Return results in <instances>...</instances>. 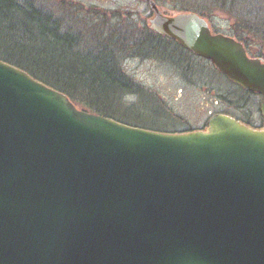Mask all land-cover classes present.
Instances as JSON below:
<instances>
[{"label": "water", "instance_id": "water-1", "mask_svg": "<svg viewBox=\"0 0 264 264\" xmlns=\"http://www.w3.org/2000/svg\"><path fill=\"white\" fill-rule=\"evenodd\" d=\"M149 28L263 96L264 62L195 12ZM0 264H264V123L161 132L0 59Z\"/></svg>", "mask_w": 264, "mask_h": 264}, {"label": "rangeland", "instance_id": "rangeland-1", "mask_svg": "<svg viewBox=\"0 0 264 264\" xmlns=\"http://www.w3.org/2000/svg\"><path fill=\"white\" fill-rule=\"evenodd\" d=\"M25 1L18 0L21 4ZM30 1L60 21L61 31L75 35L81 52L92 55L109 45L119 49L121 69L145 89L124 96V104L135 108L117 109L126 124L161 132L189 130L202 127L216 112L237 116L236 108L247 112L256 109L258 99L242 93L204 58L175 61L178 55L168 52V43L167 50L163 48L159 54L138 55L133 46L147 43L145 28L150 29L151 10L146 0ZM154 1L166 15L195 12L215 31L230 36L242 32L251 52L264 57V0H241L232 10L216 0ZM74 104L85 110L79 102Z\"/></svg>", "mask_w": 264, "mask_h": 264}, {"label": "trees", "instance_id": "trees-1", "mask_svg": "<svg viewBox=\"0 0 264 264\" xmlns=\"http://www.w3.org/2000/svg\"><path fill=\"white\" fill-rule=\"evenodd\" d=\"M239 1L216 0L218 5L231 10ZM60 27V21L35 7L30 0L23 4L18 0H0V59L65 93L85 110L127 122L116 112L121 106L135 110L124 104V96L142 93L145 89L121 69L123 56H119V49L109 45L92 55L83 53L77 49V37L61 31ZM145 29L147 43L133 46L138 55L159 54L169 44L168 52L178 55L175 61L191 60L195 56L175 41ZM235 37L243 41L242 32Z\"/></svg>", "mask_w": 264, "mask_h": 264}, {"label": "flooded vegetation", "instance_id": "flooded-vegetation-1", "mask_svg": "<svg viewBox=\"0 0 264 264\" xmlns=\"http://www.w3.org/2000/svg\"><path fill=\"white\" fill-rule=\"evenodd\" d=\"M208 25H209V28H210V30H211L212 33H222V32H219L217 30L215 31L213 28H211L209 22H208ZM231 37L235 38V40L239 41L243 45L244 50H245L247 56H249L251 58H259V59H261V61L264 62V57L257 56L258 54L256 55V54H253L251 52V50L249 48L248 41H246L245 39H243V41H240L235 36H231ZM236 86H237V88L242 93L247 94L248 97H250V98L251 97H255L256 99H258V103H257L256 109L255 110H252V112H247V110H244L241 107L236 108V111L238 112V115L237 116L236 115H233L231 113H227V112H216V113H213L212 115L217 114V113H222V114L229 115V116L235 118L236 120H239V121L243 122V124H247V125H249L251 127H254V128H261L263 126V123H264V118H263V116L261 114V111H260V106H261L262 101H263V96L260 95V94L255 93V92H251V91L244 90L243 88H241L238 85H236ZM247 99H245V100H247ZM212 115H209V117H211ZM209 117L207 118V120L209 119ZM207 120H206V122H207ZM206 122H205V124L202 127H199V128H191L189 130H193V129H203L205 127V125H206ZM189 130H181L180 129V130H174V131H171V132H184V131H189ZM167 132H170V131H167Z\"/></svg>", "mask_w": 264, "mask_h": 264}]
</instances>
